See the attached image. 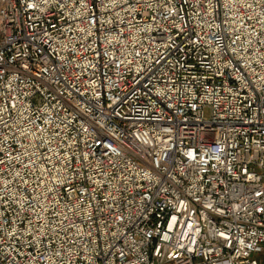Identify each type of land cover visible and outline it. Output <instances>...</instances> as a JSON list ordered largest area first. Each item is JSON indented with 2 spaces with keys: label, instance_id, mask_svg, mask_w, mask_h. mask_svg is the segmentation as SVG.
<instances>
[{
  "label": "built area",
  "instance_id": "built-area-1",
  "mask_svg": "<svg viewBox=\"0 0 264 264\" xmlns=\"http://www.w3.org/2000/svg\"><path fill=\"white\" fill-rule=\"evenodd\" d=\"M264 0H0V264H262Z\"/></svg>",
  "mask_w": 264,
  "mask_h": 264
},
{
  "label": "rangeland",
  "instance_id": "rangeland-1",
  "mask_svg": "<svg viewBox=\"0 0 264 264\" xmlns=\"http://www.w3.org/2000/svg\"><path fill=\"white\" fill-rule=\"evenodd\" d=\"M257 258L264 264V252L258 255Z\"/></svg>",
  "mask_w": 264,
  "mask_h": 264
}]
</instances>
